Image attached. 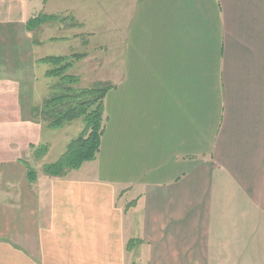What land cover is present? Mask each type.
<instances>
[{
    "label": "crops",
    "instance_id": "0c3cea01",
    "mask_svg": "<svg viewBox=\"0 0 264 264\" xmlns=\"http://www.w3.org/2000/svg\"><path fill=\"white\" fill-rule=\"evenodd\" d=\"M77 53L101 149L51 176L42 60ZM0 264H264V0H0Z\"/></svg>",
    "mask_w": 264,
    "mask_h": 264
},
{
    "label": "trees",
    "instance_id": "16d2710c",
    "mask_svg": "<svg viewBox=\"0 0 264 264\" xmlns=\"http://www.w3.org/2000/svg\"><path fill=\"white\" fill-rule=\"evenodd\" d=\"M55 15L41 14L31 18L28 22L30 29L38 27L41 23L55 19ZM84 53L67 56H49L42 61L50 63L52 68L47 76L56 78L60 93L48 98L45 110L51 119L49 126L56 128L75 119H82L85 129L67 146L60 158L46 163L43 170L51 176H64L69 171L79 169L85 162L95 160L101 149V140L105 128V97L113 85L95 86L89 88H76L73 85L79 81L77 75L67 73L76 60L84 58ZM61 87V88H60ZM48 146L41 145L35 155L41 157L47 152ZM28 177L31 181L37 179V171L29 164ZM136 241L131 240L128 247Z\"/></svg>",
    "mask_w": 264,
    "mask_h": 264
},
{
    "label": "rangeland",
    "instance_id": "374dc122",
    "mask_svg": "<svg viewBox=\"0 0 264 264\" xmlns=\"http://www.w3.org/2000/svg\"><path fill=\"white\" fill-rule=\"evenodd\" d=\"M72 22H73V20L70 23H72ZM111 42H116V37H107L105 35H97V36L93 37L92 39H90L89 44H90V46H94L95 44H97V45H99V44H110ZM63 45H64V47L66 46V48H68V49L70 48L71 45H73V47H74L73 42H71L70 44H63ZM83 50H87V48L85 47V48H83ZM72 51L82 52V49L80 48V46L78 44V48L77 49L73 48ZM82 70H84V68L81 66V64H76L74 66V68L69 69L67 71V73L72 74V75H77L79 77V81L73 85L74 87H76V88H85V87L89 88V87L107 85V84L102 85V84L91 83L90 81H93L94 78L92 76H90V74H89V77H84V76L82 77L81 76V74L83 72ZM48 85H49V88H47V89L50 92H49L47 99L52 98L53 96H55L61 92L59 87H58L59 85H58V82L56 79L50 80ZM46 120L48 123H50L51 119L48 117V115L46 116ZM70 123L71 124L65 123L62 126L56 127L54 130H52V132L56 133L55 131H58L61 134H57V133L56 134L58 136L61 135V137L62 136L64 137L63 133L66 132L68 134L67 136L69 138H71V139H69L70 141L69 140L68 141L71 142L73 139L77 138L83 132V130L85 129V123L82 119H75V120L71 121ZM61 141H62V139L60 138V142Z\"/></svg>",
    "mask_w": 264,
    "mask_h": 264
}]
</instances>
